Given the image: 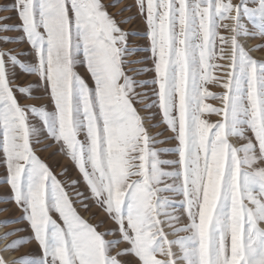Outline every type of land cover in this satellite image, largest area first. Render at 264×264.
Returning <instances> with one entry per match:
<instances>
[{
  "label": "snow or ice",
  "instance_id": "1",
  "mask_svg": "<svg viewBox=\"0 0 264 264\" xmlns=\"http://www.w3.org/2000/svg\"><path fill=\"white\" fill-rule=\"evenodd\" d=\"M121 2L0 5L14 14L0 16V34L17 33L0 35V45L27 46L0 47V165L10 192L0 202L22 212L2 226H28L0 241L19 237L6 252L35 245L11 264H264V60L250 55L264 45L240 42L264 39V0H132L109 12ZM137 18L146 49L130 46L138 34L121 26ZM142 51L150 55L128 60ZM218 56L229 60L228 71L213 81ZM149 60L150 68L131 67ZM20 76L35 83L19 84ZM211 82L223 89L211 97L221 108L204 103ZM205 113L220 120L210 123ZM157 117L151 127L170 132L166 140L146 127ZM52 146L79 179L58 178L41 159ZM93 208L102 219L80 214Z\"/></svg>",
  "mask_w": 264,
  "mask_h": 264
},
{
  "label": "rangeland",
  "instance_id": "2",
  "mask_svg": "<svg viewBox=\"0 0 264 264\" xmlns=\"http://www.w3.org/2000/svg\"><path fill=\"white\" fill-rule=\"evenodd\" d=\"M103 2L105 4H111L113 3V0H103ZM233 3H239L240 0H232ZM11 0H0V5H5V4H10ZM132 0H122V2L115 8H109V12L112 13L113 15L119 13L121 11V9H123L124 7H126L128 4H131ZM135 14V10L133 9L132 12H125L123 16H117L116 18L118 20H122L127 16H131ZM14 15L11 12H0V16H12ZM247 26L250 27V25H248L247 20L243 21ZM9 24H16L18 23L17 20L13 19L8 21ZM223 23H227L231 26L232 22L229 20L223 21ZM125 31L128 32H132V33H137L138 35H133L129 37V45L130 46H139L141 48H147L148 45V41L143 38V34L145 32V26L144 24L137 18L136 20H134L132 23L127 24V25H121ZM220 35L224 36V37H230L231 36V32L226 30L225 28L221 27L219 29ZM0 35H8V36H16L17 33H6V34H0ZM242 38L240 39L241 44H243L245 46L246 49H250L248 47H246V45L244 44V42L242 41ZM253 43H254V49L257 48L258 45H264V39H260V38H250ZM0 47H6V48H12V49H16L17 52H22L26 49V45H20V44H8V45H0ZM220 47L224 48V55H230V45H222L220 44V42L218 41V45H217V49L219 50ZM257 52H260L259 54H263L264 56V48L258 50ZM150 55L149 52L147 51H142L139 52L137 55L135 56H130L128 57L129 61H135V60H141V59H145L146 57H148ZM250 55H252L255 59L257 60H264V57H259L254 55L252 52H250ZM260 55V56H261ZM229 63L228 59H221L219 58V56L217 57L215 64L217 65V68L213 70V72L211 73L212 79L213 81H215L216 79H226L224 73L226 71H228L227 65ZM132 68H150L151 67V61L149 60L147 64H132L131 65ZM79 73L84 76L85 78H87L88 74L85 70L84 67H80L78 69ZM139 79H151L152 78V74L148 73L144 76L138 77ZM18 83L19 84H24L27 85L28 83H35V78L34 77H27V76H20L18 78ZM205 87L207 88L208 93L210 94L208 97L205 98L204 103L209 105V107L211 108H221L222 104L216 100V99H212L211 97L213 95L219 94L221 92H223V89L221 87H219L215 82H211V83H207L205 85ZM35 95L39 96L41 95V93H35ZM22 103H24L25 101H21ZM29 104H39V103H43V101H38V100H29L26 101ZM139 107V106H138ZM156 111V109H153L152 112L154 113ZM141 115H151V113H146V112H141ZM203 119H206L208 122L210 123H216L220 120V117L215 115V114H211V113H205L204 116L202 117ZM159 123V118L157 117L154 120H151L150 122L146 123V127H149L150 129V134L152 135H156V133L158 132H163L164 135L159 137V139L161 140H166L168 139V137H170L172 134L170 132L165 131L164 127H157V128H152L151 125L152 124H158ZM233 143H236L235 140L232 141ZM46 143L51 144V141H47ZM45 145H40L39 147L43 148ZM158 147L161 148H173L175 147V141H172L171 143H167V144H160L158 145ZM38 155H40L41 159H43L46 163L49 164V166L53 169V171L58 175V178L60 179H68V180H73V179H79L78 173L76 171V169L72 166L71 162L69 160H67L64 156L58 154V149L55 146L49 147L47 149V151H41L38 153ZM164 159H174V156H165L163 157ZM67 169L68 170V175L67 177H60L59 173L63 170V169ZM5 179V168L3 165H0V201L5 200L9 195V188L8 186L3 182ZM80 191H85L83 185L79 186ZM80 214L85 217V219H90V217L94 214L96 215L97 219H102L103 218V214L99 211V209L93 208L90 212H84L81 211ZM22 215L21 210L18 208V206L13 203V202H0V227L3 228V231L0 232V237H3L6 233L9 232H13L16 229H24L27 228V224L26 223H12L9 224L7 227L2 226L4 221H9V220H18ZM92 223H96L97 220H91ZM111 225H108V227H110ZM165 231H169V229H165ZM29 233L27 232H22L20 233L21 236H25L28 235ZM18 236H11L9 237L8 240H2L0 241V257H2L5 261L8 262V264H11L12 260L17 259L20 255H22L24 252H28V251H32L35 248V245H26L23 249H21L18 252H6L4 251V248L7 244L11 243V241L18 239ZM111 238V237H110ZM169 239H175V237L173 236H169ZM125 247V245L121 244L120 248ZM13 254V258H9L8 254ZM158 259H165V257L162 256H158ZM127 259L129 260H133L132 257H127ZM134 264V262H133Z\"/></svg>",
  "mask_w": 264,
  "mask_h": 264
},
{
  "label": "bare ground",
  "instance_id": "3",
  "mask_svg": "<svg viewBox=\"0 0 264 264\" xmlns=\"http://www.w3.org/2000/svg\"><path fill=\"white\" fill-rule=\"evenodd\" d=\"M242 41L244 42V44L246 45V47H248V48H250V49H254V43H253V41L250 39V38H242ZM254 55H256V56H259V57H264L263 56V54L261 55V54H259L260 52H257L256 50H253V51H251ZM261 55V56H260ZM3 231V228L2 227H0V232H2ZM13 254H8V257L9 258H13Z\"/></svg>",
  "mask_w": 264,
  "mask_h": 264
}]
</instances>
